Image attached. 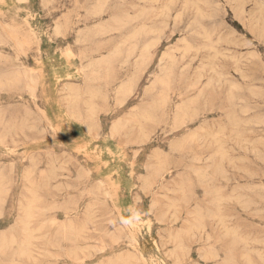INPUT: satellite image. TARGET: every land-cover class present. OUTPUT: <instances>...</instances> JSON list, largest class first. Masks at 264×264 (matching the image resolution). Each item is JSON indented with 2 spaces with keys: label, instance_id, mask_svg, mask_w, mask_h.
<instances>
[{
  "label": "rangeland",
  "instance_id": "rangeland-1",
  "mask_svg": "<svg viewBox=\"0 0 264 264\" xmlns=\"http://www.w3.org/2000/svg\"><path fill=\"white\" fill-rule=\"evenodd\" d=\"M258 1L0 0V264H264Z\"/></svg>",
  "mask_w": 264,
  "mask_h": 264
},
{
  "label": "bare ground",
  "instance_id": "bare-ground-1",
  "mask_svg": "<svg viewBox=\"0 0 264 264\" xmlns=\"http://www.w3.org/2000/svg\"><path fill=\"white\" fill-rule=\"evenodd\" d=\"M262 1V0H261ZM259 2V1H258ZM258 2H254L253 3V5H255V8L258 10V17L259 18H261L262 17V15H264V11H261L258 7H260V5L259 4H261L260 2L258 3ZM196 7V6H195ZM243 7V6H242ZM197 9V8H196ZM197 11H198V9H197ZM242 11V10H241ZM243 12V11H242ZM258 18V19H259ZM263 25V27H262V31H264V24H262ZM58 75H59V73H58ZM68 75V74H67ZM60 76V75H59ZM231 99H232V97H230ZM229 98V99H230ZM219 134V133H218Z\"/></svg>",
  "mask_w": 264,
  "mask_h": 264
}]
</instances>
